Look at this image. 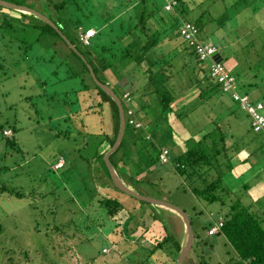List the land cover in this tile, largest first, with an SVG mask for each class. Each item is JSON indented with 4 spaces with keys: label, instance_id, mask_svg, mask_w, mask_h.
I'll return each instance as SVG.
<instances>
[{
    "label": "rangeland",
    "instance_id": "1",
    "mask_svg": "<svg viewBox=\"0 0 264 264\" xmlns=\"http://www.w3.org/2000/svg\"><path fill=\"white\" fill-rule=\"evenodd\" d=\"M113 1L93 0L96 6L94 8L87 4L88 0H79L82 6L79 18L83 17L85 25L101 24L103 19L117 15L118 11H114L113 6L110 7L109 14L105 13L109 8H105V3L111 4ZM246 1L188 0L191 10L181 18L194 22L200 17L201 36L205 40H211L217 46L223 62L231 66L238 91L248 92L253 99H259L264 104V0ZM13 2L25 3L23 5H29L43 13L62 27L79 49H84L74 39L72 26L80 10L69 6L70 0H13L11 3ZM84 12L91 16H83ZM59 19L65 21V24H59ZM10 20L11 25L8 27L7 22ZM35 20L39 23L38 19L30 15L23 16L18 10L16 13L12 8L0 6V126L13 125L18 128L13 135L14 146L5 145V137L0 133V184L9 190L21 189L26 194L17 198L0 191V264H171V258L176 253L174 243L181 238L184 229L180 215H172L169 208L153 204L149 211L151 214L148 213L146 218L124 225L128 230L126 232L106 215L104 207L98 205V199L117 200L123 207L118 213L121 218L129 214L137 215L134 211L139 212V209L134 207L141 203L119 190L103 173L94 142L100 127V119L96 114L88 113L90 115L85 116L84 123L88 128L83 127L79 116L83 118L84 115L80 114L72 117L74 122L71 126L63 122L61 116L67 108L77 107L76 98H83L82 92H75L82 88L78 73L82 66L71 55V48L65 41L50 34L40 36L41 31L34 26ZM102 27L107 30L106 23ZM97 36H100L102 43L106 42L105 38L110 40L113 37L111 32L107 37ZM175 41L177 48L172 57L169 56V64L163 65L164 68L159 71L157 68L153 69L158 76L162 72L170 76L168 87L173 92L172 95H176L171 103L172 112L168 115V120L171 119L174 124L179 119L177 121L181 126L170 125L172 136L177 135L179 127L188 129L191 133L198 132L202 126L207 127L209 132L214 127L218 131L217 123L227 131L228 123L233 127L236 138L242 142L256 139L253 144L256 148L259 147L260 137L250 129L247 114L230 99L228 93L219 90L216 81L210 77L208 67L211 61H197L188 50H181L184 44L181 37L178 36ZM164 44L168 48L171 46L170 43ZM113 66V69L105 71V76L99 73V77H106L126 105L122 98L123 92L116 85L118 80L113 75L115 71L117 74H124L123 83L126 86L132 83L131 106L136 110L139 104H146L150 117L157 104L154 98H150L152 86L147 80L145 62L136 65L133 61H123ZM203 70L207 72V78H203ZM74 72L77 74L72 76ZM130 73L132 77L126 76ZM242 83L245 84L244 87ZM209 85L217 88L211 93L208 90L201 96V90H206ZM72 90L75 91L71 92ZM65 92L70 94L66 95ZM91 94L93 100L98 102L97 94L94 91ZM109 108L106 105L104 113L108 114ZM229 108L233 112H228ZM9 130L6 128L3 133L11 136ZM165 130L164 125L163 133ZM89 131L92 135H88ZM10 139L12 140L11 137ZM185 142L178 141L171 148L168 145L164 147H168L169 151L178 147L182 151L186 148ZM238 143L241 144L240 141ZM254 152L250 147L247 151L231 154L238 159L244 153L245 156L247 154L246 157L250 155L252 158L256 156ZM58 158H63L66 162L64 167H55ZM171 168L172 164L169 162L159 165L156 170L150 169V172L138 175L136 178L145 179L140 186L135 183L136 189L143 191L145 195L159 196L187 206L182 200L184 195L175 189L179 178L170 174L173 171ZM159 177L162 178L160 182ZM247 177H250V188L244 190L235 185L236 194H241L243 200H248L251 199L249 192L252 190V194L258 198L255 199L258 203L254 206L257 211L264 210V195L262 198V194L257 195L261 191L264 193V171L258 177L249 173ZM125 180L130 184V178L125 177ZM230 180L234 182L235 179L230 176ZM224 181L227 184V178L224 177ZM153 183L159 184L155 186ZM163 184L168 187L166 190L163 189ZM198 201L204 209L215 211L214 215L209 216L215 225L219 219V212L216 210L220 208L224 215V210L227 211L226 205L222 206L220 202L209 204L201 198ZM198 207L200 205L196 206L197 209ZM190 208L185 212L189 213L195 225L196 213ZM199 215L198 220L204 225L207 222L208 225L206 216L204 219V214ZM120 222L122 225L124 220ZM140 223L142 228L135 231ZM201 232L203 233L202 229ZM164 238L167 241L157 247L156 244ZM212 246L215 252L206 247L199 253V249L193 247L183 264H227L231 257L227 254L228 248L217 246V241Z\"/></svg>",
    "mask_w": 264,
    "mask_h": 264
},
{
    "label": "trees",
    "instance_id": "2",
    "mask_svg": "<svg viewBox=\"0 0 264 264\" xmlns=\"http://www.w3.org/2000/svg\"><path fill=\"white\" fill-rule=\"evenodd\" d=\"M8 1L12 2L13 0ZM88 1L89 2L87 4L89 6H93L94 8L96 7L93 0ZM116 1H119L120 3L115 4ZM246 2L248 3L249 1L247 0ZM13 3L21 5L25 4L21 2ZM63 3L64 1L60 2V4ZM68 3L69 6L80 10L78 18L74 21L72 27L74 29V39L81 44L84 49H79L74 40H71L64 32L63 28L58 25L59 29L76 46V48L85 57L86 61L91 64L100 81L107 83L112 88V84L106 79V77L101 79L98 74L101 73L104 75L105 71L113 69V65L117 62L119 64L123 61L124 63L133 61L136 65H140L145 62L147 65V80L152 86V89L149 91L151 93L150 98H154L156 100L157 108L153 110L151 120L146 124L141 123L140 120L143 121L144 118L139 114V110H145L146 112L144 115L146 117V115H149L147 114V108L149 107L139 104L138 109L134 110L131 106L132 102L130 103L131 98L133 97L131 91L132 83L130 82V85L126 86L125 83H123L125 82L124 74L119 72L117 74L116 71L113 74L118 80L116 85L122 90V98L126 103V105L123 104V100L119 97L123 104L126 116V127L121 144L110 155V160L121 179L126 183L125 177L130 178V184H126L134 187L135 191L144 194L143 191L136 189L135 185L136 183L140 186V184L144 183V180H139V178L136 177L146 171L150 172V169L153 167L156 168L159 165L162 166L170 162L172 164L173 171L182 177V183L185 189L191 190L199 199L201 198L209 204L213 202H220L222 206L226 205L227 211L225 212V215L223 214L222 216L223 223L217 233L218 236H222V238L227 242V254L231 255V257L227 260V264H264V213L261 210L257 211V208L254 206L258 202H255L252 199L243 200L242 195H237V191L232 189V183L230 182L229 184H226L224 181V175L226 173L227 175H230V172L236 165V162L238 163L240 161L237 157H232L233 155L231 153H239L242 146L248 147L250 144H253L256 139L251 138L247 142H242V140L236 138L233 134V127L230 126V124L227 123L226 131L223 128L221 129V126L217 123L218 131L216 130V127H214L210 132L206 130L207 132L202 135L199 140H195L194 138L188 139L186 141L185 151H179L178 153L169 151V159L167 162H161L159 157L164 146L168 145L171 147L174 145L168 115L172 112L171 103L176 99V95H172L173 92H171V89L168 87V80L170 79V76L166 75L165 72H162L161 75L158 76V73L153 72V69L157 68L159 71V69L164 68L163 65L166 63L169 64V56L171 55L172 57L173 53H175V48H177L174 43L177 42L175 40L178 36L181 37L184 43L181 46L182 51H189L192 49V47L189 46L186 40L180 35L178 27L179 18L191 10L188 6V0H177V5L173 11H166L164 9L163 0H114L112 2L113 4L106 2L105 8H107V6H109V8L105 10V13L109 14V9L112 6L114 7V11L117 10L118 13L117 15L110 14L111 17L103 19V23L98 25H85L82 19L83 17L79 18L82 15V6L79 0H70ZM247 3H245V5ZM54 7L59 9L56 5ZM14 12L17 13V10H14ZM20 13L23 16L30 15L34 19L39 20V23L35 20L34 26L38 28L37 30L41 31L40 36L43 34H50L64 41L60 34L42 19L35 17L33 14L23 12ZM84 14H86V12L83 13V16ZM85 16L89 18L91 15L89 16L86 14ZM104 18H106V16H104ZM11 21L12 20L7 22L8 27L11 25ZM199 21L200 17L194 21L198 27ZM63 22L65 21L59 19V24L64 25L65 23ZM104 23H106L107 30L102 27ZM80 27L83 29L94 28L96 30L95 36L92 37L93 40L91 39V42L88 45H84L79 41L77 32ZM110 32L113 35L112 39L109 40L105 38L106 42L102 43L99 39L100 36L98 37L97 35L107 37ZM164 43H170L169 45L171 46H169V48L165 47ZM164 47L166 49L163 51ZM69 50L71 55L75 56L82 66L78 72L82 82V88L76 91L72 90L71 92H82L83 98H76V101L78 102L77 107L75 106L74 108H70L67 106L68 110L64 112V115L61 116V118L63 122L68 123L71 126L72 122H74L72 117H76L77 115L79 116V114L84 115L83 118L81 116L79 117L81 118L80 121L85 128L87 127L84 123L85 116L90 115L88 113L96 114V116L100 119V127L96 134L98 137L96 138L97 140L94 139L97 146L96 156L102 165L101 167L103 169V173L111 180L104 161V154L114 144L117 138L119 132V111L114 100L93 81L88 67L80 56L73 50ZM158 54L160 55L158 56ZM190 54L194 56L197 61H199L193 49L190 51ZM74 74L77 73H72V76ZM127 75L128 77H132V73L126 74V76ZM207 77V72L203 70V78ZM202 80L199 79V81ZM198 85H200V82H198ZM212 87L214 86L209 85L206 90H201V96L208 90L209 93L213 92L217 87L220 90L219 85L215 88ZM93 91L99 97L98 102L93 100V96L91 94ZM115 93L117 94L116 91ZM125 93H129V100L124 98ZM65 94L68 95L70 93L65 92ZM241 94H247L253 101H261L259 99H253L248 92H242ZM79 99H81V101ZM68 100H70V98ZM64 104L66 105V103ZM71 104H73V102ZM106 105L110 107L108 114L104 113ZM68 111L69 113H66ZM130 120H133V123H130ZM136 123H139L140 126L137 127ZM164 125L166 126V130L163 133ZM6 128L11 130H9L11 136H6L3 133ZM203 128L206 127L204 126ZM250 129H252V127ZM17 130L18 128L13 125L0 126V133L5 137V145L14 146L15 138L13 135ZM67 132H69V130H67ZM254 133H257L261 141L260 146L257 147L258 150L260 152H264V133ZM90 134L92 135L89 131L88 135ZM239 141L241 144L238 143ZM249 156L250 155L245 158L247 163L254 165L255 162ZM64 163L66 162L63 160L62 166H65ZM1 172L2 170H0V173ZM245 189H248V187L245 186L244 190ZM0 191L7 192L17 198L26 196L24 191L21 189L9 190L5 187V185L1 184ZM138 201L141 203V206L148 205L149 207H152L151 203L141 200ZM98 205L106 209V215L110 219L116 221V225L118 224L119 226H122L126 232L128 231L126 227L124 228V225L127 226V224L132 221L134 215L131 216V214H129L128 216L126 215L125 217L120 218L118 213L123 210V207L117 200L98 199ZM134 212L138 213L136 211ZM199 214L200 213H198L196 217L197 221L200 216ZM123 220L124 223L121 225L120 221ZM211 225L212 224H209V226ZM206 228V225L202 224V229L205 230ZM1 229L2 227L0 226V230ZM165 241H167V238H164L162 242H158L156 246L159 247ZM199 242L200 240L198 243L196 242V245L199 244ZM175 249V255L177 256L180 246H176ZM171 259L173 262L172 264H175L177 259ZM51 261L55 262L53 258H51Z\"/></svg>",
    "mask_w": 264,
    "mask_h": 264
},
{
    "label": "crops",
    "instance_id": "3",
    "mask_svg": "<svg viewBox=\"0 0 264 264\" xmlns=\"http://www.w3.org/2000/svg\"><path fill=\"white\" fill-rule=\"evenodd\" d=\"M205 36V35H204ZM202 38L203 39H205L203 36H202ZM209 41H211V40H209ZM190 51H192V49H190L188 52L190 53ZM220 58H222V57H220ZM222 60V59H221ZM204 63V62H203ZM223 64H225V63H223ZM226 65V67L229 69V71L231 72V66H229L228 64H225ZM242 86L244 87L245 86V84H243L242 83ZM228 95H229V97H230V99L232 100V97H231V95L228 93ZM233 101V100H232ZM221 104H222V101H221ZM236 104H237V102H236ZM146 105V104H145ZM238 105V104H237ZM229 107H231V106H229ZM238 107H239V105H238ZM233 109H231V108H229L228 109V112H233L232 111ZM245 112V111H244ZM246 113V112H245ZM139 114L144 118L143 119V121H146L147 123L151 120V116L149 117V115H146V117H145V113H142L140 110H139ZM232 114V113H231ZM247 114V113H246ZM247 116H248V114H247ZM170 118V117H169ZM248 119H249V121H250V118H249V116H248ZM177 120H179V119H176V122L173 124L172 122H171V119H169L168 121H169V123H170V125L172 124V126L174 125V126H181V124H179L180 122L179 121H177ZM142 123V122H141ZM173 126V127H174ZM207 127L206 128H203V126H202V129H199V131L198 132H190L188 129H184V128H182V127H179V132H177V135L175 136L174 135V137L172 136V139L174 140V144L175 143H178V141L180 142V143H183L184 141H187L188 139H190V138H194L195 140H199L201 137H202V135L203 134H205L207 131ZM232 130V129H231ZM180 134V136H179V134ZM233 133V132H232ZM234 134V133H233ZM177 139H179V140H177ZM185 144H186V142H185ZM182 145V144H181ZM170 147V146H169ZM186 147V146H185ZM250 147L252 148V149H254V153H255V155L256 156H254V157H252L251 159H253V161L255 162V164H256V166L255 165H250V164H248L247 163V161H246V156H247V154H246V156L244 155V154H242L240 157L241 158H239L240 159V163L239 164H236L234 167H233V169L231 170V172H230V175H227V173L224 175V177L225 178H227V183L229 184L230 182L232 183V189H234V187H235V185H236V188H242V189H244V187L245 186H247L248 188H250V183H251V181H249L248 180V178H250V177H247L248 176V173L249 174H254L256 177H258L259 176V174H261L263 171H264V165H263V160H264V157H262L261 159H260V157L263 155V153L264 152H260L259 150H258V148H256L255 146H254V144H250L248 147H243L242 146V149L240 150V151H242V150H244V151H247V149H250ZM254 147V148H253ZM168 148V147H167ZM171 148V147H170ZM186 149V148H185ZM185 149L184 150H182V151H185ZM172 152L174 151V152H176V153H178L179 151H181L180 150V148H172V150H171ZM239 151V152H240ZM250 151V150H249ZM244 155V156H243ZM264 156V155H263ZM255 157H257V158H255ZM244 158V159H243ZM244 160V161H243ZM242 163V164H241ZM65 164V163H64ZM255 166V167H254ZM152 169H154V170H156V168L155 167H153ZM172 169V168H171ZM173 170V169H172ZM172 172V173H171ZM170 172V174H172L174 177H178L179 178V180H178V183H179V185H178V183H177V185L175 186V189L177 190V191H181V193L184 195L183 197H182V200H183V202H184V204H186L187 206H183V205H181V204H179V203H176V202H173V201H171V200H167V199H165V198H161V197H159V196H154V197H156V198H159V199H162V200H166V201H169V202H172V203H174V204H176L177 206H179V207H181L184 211H187V208H189V207H191L190 208V210H192L193 211V213H196L195 215H194V217H197V214L198 213H200V214H204V219H205V216H206V221H208V225H207V222H206V229L205 230H203L202 229V222L200 221V220H198L197 221V219H195L196 220V224L194 225V223H195V221H194V223H193V219H192V217L189 215V213H187L188 215H189V217H190V219H191V223H192V227H193V232L195 233L194 235V241H193V244H192V247L190 248V250H189V252H188V254L190 253V251H191V249L193 248V247H195L196 249H199L198 251H199V253H202L203 252V249H205L206 247H208V249H210V250H212V251H214V247L212 246V243L213 242H216L217 241V246H220V245H223L225 248H226V244H227V242H226V240L225 239H223L222 238V236H217L218 235V233L217 234H208V229L211 227V226H213V225H215L213 222V219L211 218V217H209V216H212V215H214V213H215V211L214 210H211V209H204L202 206H201V203L198 201L199 199H198V197L191 191V190H187V189H185L184 187H183V183H182V177L180 176H178V174L177 173H175L174 171H171ZM146 174V173H145ZM230 176H233L234 177V182L233 181H231L230 180ZM143 179H145V178H143ZM143 179H139V180H143ZM158 179V178H157ZM162 180V178L161 177H159V179H158V182H160ZM262 182V181H261ZM254 183H256V182H254ZM155 186H157L159 183H153ZM253 184V183H252ZM164 185V184H163ZM106 186V185H105ZM129 187H131L132 189H134V187H132L131 185H128ZM106 187H109L108 185L106 186ZM166 188H168L166 185H164V190H166ZM135 190V189H134ZM252 191V190H251ZM249 192V197L252 199V200H254L255 201V199L257 198L256 197V195H254V194H252V192ZM145 194V193H144ZM262 194V196L260 197V198H262L263 197V195H264V193L261 191L260 193H258L257 195L258 196H260ZM147 195V194H146ZM131 197V196H130ZM258 199V198H257ZM197 205H200V207H198V209L196 208V206ZM139 209V212H138V214L137 215H134V217L132 218V222H137L138 220L140 221V219H144V218H146V215L148 216V213H149V211H150V209H151V207H149V206H135L134 207V209ZM164 209H166V208H164ZM169 210V209H168ZM203 210H205V211H203ZM216 210V209H215ZM217 212H219L218 214H219V219H218V221L220 220V219H222V216H223V211L219 208V209H217L216 210ZM263 213H264V210H261ZM169 212L172 214V215H175V216H177V215H179V214H177V213H175V211H173V210H169ZM224 212H226V210H224ZM261 212V213H262ZM222 213V214H221ZM149 214H151V213H149ZM138 216V217H137ZM151 216V215H150ZM178 217V216H177ZM140 218V219H139ZM182 219V218H181ZM209 219H212V220H209ZM142 222V221H141ZM182 222H183V220H182ZM142 224H143V222H142ZM142 224L140 223V225H138V227L137 228H135V231H137L138 229H140V228H142V227H140V226H142ZM209 224H212L211 226H209ZM133 225H135V223H133ZM209 226V227H208ZM183 232H182V235H181V238L179 239V240H177V242H175L174 243V246H175V248H176V246H180V250L178 251V254H177V256L179 255V253H180V251H181V248H182V245H183V243L185 242V227H184V223H183ZM146 229V228H145ZM201 229L203 230V233L201 232ZM147 231V230H146ZM136 233V232H135ZM133 234V233H132ZM217 236L216 238H213L214 236ZM200 240V242H199V244H197L196 245V242L198 243V241ZM195 245V246H194ZM152 250V249H151ZM215 252V251H214ZM188 254H187V256H186V258H185V260L184 261H186L187 260V257H188ZM234 254V253H233ZM235 255V254H234ZM177 256L176 255H174V258L175 259H173V260H176L177 259ZM184 261H183V263H184ZM173 263V262H172ZM171 263V264H172Z\"/></svg>",
    "mask_w": 264,
    "mask_h": 264
},
{
    "label": "built area",
    "instance_id": "4",
    "mask_svg": "<svg viewBox=\"0 0 264 264\" xmlns=\"http://www.w3.org/2000/svg\"><path fill=\"white\" fill-rule=\"evenodd\" d=\"M164 9L166 11H173L177 5V0H163ZM179 32L180 35L186 40L189 46L194 50L197 58L201 62L207 60L211 61L209 65V74L216 83L220 86L222 92L229 93L233 100L237 102L239 107L245 111L250 117V124L254 132H263L264 133V104L261 101H253L247 94H241L237 90V81L234 75L225 67L221 59H215L216 55H220L218 48L213 44L212 41L205 40L201 38L200 28L193 22L188 20H183L179 18ZM96 34L94 28L83 29L82 27L78 30L79 41L88 45L91 42L92 37ZM129 93L124 94V98L129 100ZM131 113V112H129ZM130 123H133V120H130ZM136 126H140L139 123H136ZM8 134V132H6ZM161 162L165 163L169 159V149L163 147L162 152L160 153ZM63 164V159L60 160L55 165L56 168L61 167ZM222 219L218 223L212 226L208 230V234L217 233L222 226Z\"/></svg>",
    "mask_w": 264,
    "mask_h": 264
},
{
    "label": "water",
    "instance_id": "5",
    "mask_svg": "<svg viewBox=\"0 0 264 264\" xmlns=\"http://www.w3.org/2000/svg\"><path fill=\"white\" fill-rule=\"evenodd\" d=\"M0 5L8 7V8H12L14 10H18V11L23 12V13L27 12L29 14H33V15L37 16L38 18L42 19L44 22H46L50 26H52L61 35V38L69 45L71 50H73L76 54H78L80 56V58L84 61V63L86 64V66L89 69L90 76L92 77V79L96 83V85L99 86L110 98H112L114 100V102L117 105L118 111H119V132H118V135H117V138H116L114 144L104 154V161H105L106 167L108 169V172L110 174V178L112 180V183H114V185L119 190L123 191L124 193H126V194H128V195H130V196H132L138 200L151 203L152 205L154 204V205L164 206L166 208H169V209L175 211L177 214H179L181 216L183 223H184V227H185V242L182 245L181 251L179 253V256H178L175 264H183V261L185 260L187 254H188V252H189V250L193 244V241H194V232H193V227H192V223H191V219H190L189 215L181 207L177 206L176 204H174L172 202L162 200V199H159L156 197L148 196L145 194H141V193L135 191L134 189H132L131 187H129L121 179V177L119 176V174L115 170L113 163L110 160L111 153L114 152L119 147V145L121 144V141L123 139L124 132H125V127H126V116L124 113L123 104H122L119 96L114 92V90L107 83H104L98 79V77L96 76V73H95L94 69L92 68L91 64L86 61L85 57L81 54V52L70 41V39L59 29V26L55 22H53V20H51L49 17H47L43 13H41V12L37 11L36 9H33L29 6L11 3V2L6 1V0H0ZM215 59H218V60L220 59L219 54L215 56Z\"/></svg>",
    "mask_w": 264,
    "mask_h": 264
},
{
    "label": "clouds",
    "instance_id": "6",
    "mask_svg": "<svg viewBox=\"0 0 264 264\" xmlns=\"http://www.w3.org/2000/svg\"><path fill=\"white\" fill-rule=\"evenodd\" d=\"M219 56H220V55H219ZM220 57H221V56H220ZM220 59H222V58H220ZM222 61H223V60H222ZM59 160H60V159H59ZM59 160H58V161H59ZM56 164H57V163H56ZM56 164H55V165H56ZM58 168H59V167H58ZM213 226H214V225H213Z\"/></svg>",
    "mask_w": 264,
    "mask_h": 264
}]
</instances>
